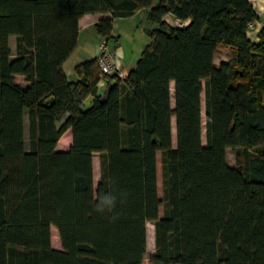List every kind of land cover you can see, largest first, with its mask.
I'll return each mask as SVG.
<instances>
[{
	"label": "trees",
	"instance_id": "trees-1",
	"mask_svg": "<svg viewBox=\"0 0 264 264\" xmlns=\"http://www.w3.org/2000/svg\"><path fill=\"white\" fill-rule=\"evenodd\" d=\"M140 10L157 27L127 70L113 32ZM100 13L95 31L127 74L103 72L97 56L71 80L79 20ZM258 18L252 0H0V264H264ZM221 49L231 54L218 64Z\"/></svg>",
	"mask_w": 264,
	"mask_h": 264
},
{
	"label": "rangeland",
	"instance_id": "rangeland-1",
	"mask_svg": "<svg viewBox=\"0 0 264 264\" xmlns=\"http://www.w3.org/2000/svg\"><path fill=\"white\" fill-rule=\"evenodd\" d=\"M158 2V0H157ZM170 24L176 27H179L181 23L172 22ZM157 27L156 25H151L146 15L142 12L137 13L136 15L129 18L118 19L115 24V31L119 35V45L122 50L126 53L125 66L128 70L130 68V61H132L133 66H135L137 60L140 58L143 50L150 43V37L148 34V29H153ZM14 43V42H13ZM112 44V43H111ZM113 45V44H112ZM16 47L12 44V51L15 53ZM230 51L226 49H221L217 54L216 61L220 59H225L230 56ZM77 60L76 55L73 56L72 60L70 59L64 66L66 73L69 76V79L75 80L76 74L72 73V63L74 60ZM72 74V75H71ZM174 127V142L176 144V129H175V119L173 121ZM203 143H206V116H205V94H203ZM26 147L29 149V130L28 123L26 126ZM228 162L231 166H235L236 159L232 150H228ZM95 182L98 183L100 177V157L95 155ZM52 246L54 249L62 250L61 240L56 227H52ZM148 250L149 253L153 254L155 252V227L152 222L148 223Z\"/></svg>",
	"mask_w": 264,
	"mask_h": 264
},
{
	"label": "crops",
	"instance_id": "crops-1",
	"mask_svg": "<svg viewBox=\"0 0 264 264\" xmlns=\"http://www.w3.org/2000/svg\"><path fill=\"white\" fill-rule=\"evenodd\" d=\"M253 6L259 16L258 20L252 24L249 30V38L252 41H257L260 36V32L264 29V0H252ZM139 12H142V14L146 15V10H140ZM137 12V13H139ZM136 13V14H137ZM135 14V15H136ZM108 14H86L83 17L80 18L79 20V37H78V46L76 50L73 52V54L70 56V58L66 61V63L72 58L73 56L76 55L77 60L75 59L74 62L72 63V73L74 72L75 66L83 61L90 60L93 58H96L98 56L99 52V41L100 36L97 35L95 31V25L102 20L103 18L108 17ZM166 20L170 23L172 22H178L180 23L177 19L172 17L171 15H168L166 17ZM181 26V24H180ZM114 35H118L116 31L114 30ZM14 42V43H13ZM12 44L16 47V38L11 37L10 38V47L12 49ZM119 53L123 55L124 61L126 60V53L124 50L120 48ZM217 58V56H216ZM228 58L225 59H220L216 63H220L222 60H227ZM65 63V64H66ZM64 64V66H65ZM134 66L132 64V61H130V69H132ZM65 70V69H64ZM72 75V74H71ZM16 80L19 84L25 86L26 82L22 76H17ZM108 84L105 81H101L99 84L100 91L101 93H105V90L107 89ZM73 142V136H72V131L68 130L60 139L57 150L58 151H67ZM99 155V154H97ZM95 167V163H94ZM94 175H95V168H94ZM100 178V177H99ZM59 250V249H58Z\"/></svg>",
	"mask_w": 264,
	"mask_h": 264
},
{
	"label": "built area",
	"instance_id": "built-area-1",
	"mask_svg": "<svg viewBox=\"0 0 264 264\" xmlns=\"http://www.w3.org/2000/svg\"><path fill=\"white\" fill-rule=\"evenodd\" d=\"M117 54L111 49L109 43L106 40H101L99 42L98 60L103 72L113 73L118 71L121 72L122 76H124L127 74V72L123 69L121 61L116 56Z\"/></svg>",
	"mask_w": 264,
	"mask_h": 264
},
{
	"label": "clouds",
	"instance_id": "clouds-1",
	"mask_svg": "<svg viewBox=\"0 0 264 264\" xmlns=\"http://www.w3.org/2000/svg\"><path fill=\"white\" fill-rule=\"evenodd\" d=\"M114 198H108L106 197L104 200L101 201V205L106 206L108 208H111L114 206ZM97 211H104V207L98 206Z\"/></svg>",
	"mask_w": 264,
	"mask_h": 264
}]
</instances>
